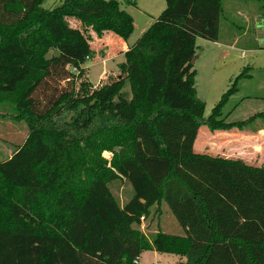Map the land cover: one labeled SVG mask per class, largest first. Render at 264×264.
<instances>
[{"label":"trees","instance_id":"1","mask_svg":"<svg viewBox=\"0 0 264 264\" xmlns=\"http://www.w3.org/2000/svg\"><path fill=\"white\" fill-rule=\"evenodd\" d=\"M45 1L0 0V107L28 128L0 159V264H138L143 251L264 264V167L194 151L202 125L254 119L222 116L235 84L207 118L196 91V40H218L222 0H166L117 78L84 92L75 84L96 56L92 35L128 43L135 25L123 5L135 2ZM122 182L133 189L123 203ZM163 204L183 235L141 228Z\"/></svg>","mask_w":264,"mask_h":264},{"label":"rangeland","instance_id":"2","mask_svg":"<svg viewBox=\"0 0 264 264\" xmlns=\"http://www.w3.org/2000/svg\"><path fill=\"white\" fill-rule=\"evenodd\" d=\"M62 1L46 0L43 5L52 8L60 5ZM133 1L135 3L123 6L134 19L135 27L131 40L135 41L165 10L166 0ZM71 26L76 27L79 24L71 21ZM103 40L106 39L92 35V45L97 53L82 66L76 79V90H80L84 83H90L91 91L92 88L117 78L121 73L119 65L124 61V56H120L117 48H110ZM196 45L195 86L198 97L205 103L204 118L211 115L224 93L234 84V92L222 105V116H228L227 120L231 122L254 118L243 129L222 130L230 134L224 138L217 136L211 139V130L202 125L198 134L201 146H196V150L213 156L239 158L247 164L264 167V117L257 116L264 113L263 2L222 0L218 40L209 41L198 37ZM81 92L84 91L81 89ZM9 113L11 110L8 105L0 107V159L12 155L28 134L26 123L14 120ZM244 135L251 136V142L244 141ZM102 157L110 161L113 153L104 150ZM115 193L123 203L133 196V189L122 182ZM161 209L155 206L151 214L142 221L141 228L148 235L161 231L183 235L184 230L169 207L163 204ZM138 264H186V257L180 254L143 251Z\"/></svg>","mask_w":264,"mask_h":264},{"label":"crops","instance_id":"3","mask_svg":"<svg viewBox=\"0 0 264 264\" xmlns=\"http://www.w3.org/2000/svg\"><path fill=\"white\" fill-rule=\"evenodd\" d=\"M105 39L106 40H103V41H105V42H107V45L111 48L112 47V49H118L119 50V55L120 56H124L123 55V53H124V51L125 50H127L128 49V44H130V43H133L134 41L133 40H131L130 39V41L127 43V42H125L124 40H122V39H120V38H114V37H111V36H109V37H105ZM123 62V61H122ZM122 62H120V63H122ZM120 74V73H119ZM118 74V75H119ZM202 127V126H201ZM200 127V128H201ZM200 128H199V131H200ZM199 131H198V134H199ZM214 133V134H213ZM212 133V131H211V133L209 132V134H210V136H212V138L211 139H213V137H219V136H222L223 138L224 137H227V135H230L227 131H222V130H220V131H214ZM261 137V136H260ZM198 135H197V138H196V141H195V143H194V151L196 152V153H202V152H199V151H197L196 150V146H201V144L198 142ZM247 139V140H246ZM244 141H250L251 142V136H248V135H244ZM211 141H209V143H210ZM212 143V142H211ZM202 154H206V153H202ZM227 158H230V157H227ZM239 159V158H238ZM242 160V159H241Z\"/></svg>","mask_w":264,"mask_h":264},{"label":"water","instance_id":"4","mask_svg":"<svg viewBox=\"0 0 264 264\" xmlns=\"http://www.w3.org/2000/svg\"><path fill=\"white\" fill-rule=\"evenodd\" d=\"M196 59H197V56L195 55L194 58L191 60L192 64L195 63Z\"/></svg>","mask_w":264,"mask_h":264}]
</instances>
